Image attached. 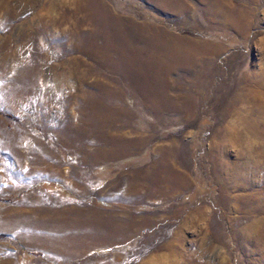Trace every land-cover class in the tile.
<instances>
[{
    "label": "rangeland",
    "instance_id": "374dc122",
    "mask_svg": "<svg viewBox=\"0 0 264 264\" xmlns=\"http://www.w3.org/2000/svg\"><path fill=\"white\" fill-rule=\"evenodd\" d=\"M0 264H264V0H0Z\"/></svg>",
    "mask_w": 264,
    "mask_h": 264
}]
</instances>
